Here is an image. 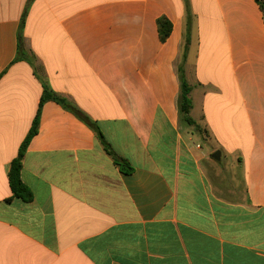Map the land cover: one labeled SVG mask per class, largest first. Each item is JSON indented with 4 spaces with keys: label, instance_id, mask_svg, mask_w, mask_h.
<instances>
[{
    "label": "crops",
    "instance_id": "obj_1",
    "mask_svg": "<svg viewBox=\"0 0 264 264\" xmlns=\"http://www.w3.org/2000/svg\"><path fill=\"white\" fill-rule=\"evenodd\" d=\"M0 264H264L259 0H0Z\"/></svg>",
    "mask_w": 264,
    "mask_h": 264
},
{
    "label": "trees",
    "instance_id": "obj_2",
    "mask_svg": "<svg viewBox=\"0 0 264 264\" xmlns=\"http://www.w3.org/2000/svg\"><path fill=\"white\" fill-rule=\"evenodd\" d=\"M259 3L262 9L264 10V0H259ZM157 24H158L161 40L165 42L171 34L172 24L169 21V19L166 17H160L157 20ZM178 73H179V81H180V93L177 99V106H178L180 118L185 124H187L190 127H193L195 131L201 134L203 133L207 134V131L203 130L193 120V118L190 115L191 109L193 107L192 99L190 97L192 88L190 84L187 82L183 65H179ZM49 100H54L58 102L59 104L63 105L64 107L69 108V105L67 104V101L65 99L53 93L52 91L45 89L44 94L41 99L40 108L35 117L33 126L27 138L23 142L17 158L11 164V169H10V174H9L11 189L13 191L14 197L21 198L25 202H31L33 200V195L30 189L22 182V179H21V172L23 169V159H24L25 153L27 151V148L31 140L38 133L41 108L43 104ZM73 111H75V113L81 119H83L89 126H91L93 129H95L98 132L99 139L101 140L106 152L113 158L115 163L121 166L123 171L131 172L133 169L128 165L127 161L117 157V155L114 153L110 145L106 142L104 136L99 132L98 129H96L95 125L89 119H87V117L81 115L78 111L76 110H73Z\"/></svg>",
    "mask_w": 264,
    "mask_h": 264
},
{
    "label": "rangeland",
    "instance_id": "obj_3",
    "mask_svg": "<svg viewBox=\"0 0 264 264\" xmlns=\"http://www.w3.org/2000/svg\"><path fill=\"white\" fill-rule=\"evenodd\" d=\"M194 112H193V116L196 118L195 120L196 121H198L199 120V113H200V109H199V107H198V105H196L195 107H194ZM200 121V120H199ZM201 142V144H203V146H204V150L206 151V152H208V153H211V154H216L217 152H219L220 153V151H214V149L210 146V145H208L207 143H203L202 141H200Z\"/></svg>",
    "mask_w": 264,
    "mask_h": 264
},
{
    "label": "water",
    "instance_id": "obj_4",
    "mask_svg": "<svg viewBox=\"0 0 264 264\" xmlns=\"http://www.w3.org/2000/svg\"><path fill=\"white\" fill-rule=\"evenodd\" d=\"M213 158L216 159V160H219L220 159V153L217 152L216 154H214Z\"/></svg>",
    "mask_w": 264,
    "mask_h": 264
}]
</instances>
